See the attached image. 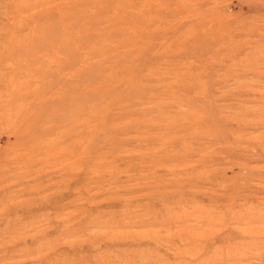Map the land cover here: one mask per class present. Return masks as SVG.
Segmentation results:
<instances>
[{
	"label": "rangeland",
	"instance_id": "1",
	"mask_svg": "<svg viewBox=\"0 0 264 264\" xmlns=\"http://www.w3.org/2000/svg\"><path fill=\"white\" fill-rule=\"evenodd\" d=\"M0 264H264V0H0Z\"/></svg>",
	"mask_w": 264,
	"mask_h": 264
}]
</instances>
